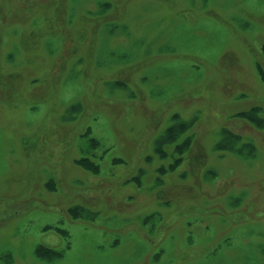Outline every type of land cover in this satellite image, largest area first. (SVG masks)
I'll return each mask as SVG.
<instances>
[{
	"label": "rangeland",
	"instance_id": "374dc122",
	"mask_svg": "<svg viewBox=\"0 0 264 264\" xmlns=\"http://www.w3.org/2000/svg\"><path fill=\"white\" fill-rule=\"evenodd\" d=\"M263 47L264 0H0V264H264Z\"/></svg>",
	"mask_w": 264,
	"mask_h": 264
},
{
	"label": "trees",
	"instance_id": "16d2710c",
	"mask_svg": "<svg viewBox=\"0 0 264 264\" xmlns=\"http://www.w3.org/2000/svg\"><path fill=\"white\" fill-rule=\"evenodd\" d=\"M263 55H264V47H263ZM238 116V115H237ZM239 116H242V117H245V119L247 120H250L252 121L254 118H253V113L250 112V113H247V112H243L241 113V115ZM238 116V117H239ZM190 128V125L189 124H184V123H178V124H175L173 126H171L169 129H167L166 131V134H165V139H163L162 143L163 144H175L177 142H179L175 149L177 151H180L183 153V150L184 148L189 144L187 142L188 139H185V138H182V136L184 135V133H186V131ZM167 137V138H166ZM181 139V140H180ZM87 167L89 168V166H93L91 163L87 162ZM97 171V170H96ZM95 171V172H96ZM75 216L76 215H80L81 212L79 209H74L73 211H71ZM36 255L40 258V259H43V260H52L54 258H58V254L55 253V252H51L49 250H46L44 248H41V247H38L36 249Z\"/></svg>",
	"mask_w": 264,
	"mask_h": 264
}]
</instances>
